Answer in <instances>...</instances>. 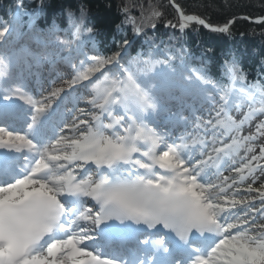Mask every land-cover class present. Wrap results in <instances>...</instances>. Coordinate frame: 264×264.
I'll return each mask as SVG.
<instances>
[{
    "label": "snow or ice",
    "instance_id": "snow-or-ice-1",
    "mask_svg": "<svg viewBox=\"0 0 264 264\" xmlns=\"http://www.w3.org/2000/svg\"><path fill=\"white\" fill-rule=\"evenodd\" d=\"M169 5L164 26L181 32L264 25ZM118 12L134 37L164 19L152 0ZM82 17L41 33L68 49L58 86L33 93L20 57L0 52V264H264V76L248 81L233 57L214 78L150 40L136 55L127 37L108 55L85 50Z\"/></svg>",
    "mask_w": 264,
    "mask_h": 264
},
{
    "label": "trees",
    "instance_id": "trees-1",
    "mask_svg": "<svg viewBox=\"0 0 264 264\" xmlns=\"http://www.w3.org/2000/svg\"><path fill=\"white\" fill-rule=\"evenodd\" d=\"M143 2L147 0H0V26L15 25V33L9 35L2 52L21 51L26 46L31 53L48 52L41 33L55 25L59 29L69 28L68 13L81 18L85 26L94 28V38L86 42L85 50L95 47L102 55H108L118 50L117 45L127 37L132 41L128 49L130 55L146 50L152 41L154 45L167 51L171 48L179 53L183 48L193 64L201 62L207 67L214 78H219L223 72V63L235 57L247 73L248 81L264 76V25L244 19H238L231 27V35L210 33L207 29L192 26L181 32L164 26V20L176 22V13L169 5V0H152L164 13V19L157 22L155 31L146 30L144 35L133 36L131 25L122 23L124 17L118 12V7L124 3ZM189 13H197L207 17L214 24H222L226 18L235 15L256 17L264 15V0H177ZM211 5V6H207ZM133 15H138L134 12ZM35 21L32 31H27V25ZM119 25V28L117 26ZM27 31V33H25ZM22 34V35H21ZM19 36V37H18ZM19 38V39H18ZM38 38L40 42H36ZM19 40L18 44H15ZM96 54L89 51V55ZM226 82V81H225Z\"/></svg>",
    "mask_w": 264,
    "mask_h": 264
},
{
    "label": "rangeland",
    "instance_id": "rangeland-1",
    "mask_svg": "<svg viewBox=\"0 0 264 264\" xmlns=\"http://www.w3.org/2000/svg\"><path fill=\"white\" fill-rule=\"evenodd\" d=\"M44 62V61H43ZM31 69L29 71H25V67L22 68V70L19 72L20 74H23L24 77H26L28 80H30L31 78L32 79H35L36 78V74H40L41 76H39V78L43 81V78L44 77H47V81L42 83L43 87L44 88H49L51 86H58L60 81H56V84L55 85H50L49 84V80L50 79H54L55 77V70H51V67L50 65H47V64H41L39 62H32L31 63ZM36 68V69H35ZM53 69V68H52ZM36 70V71H35ZM70 72V71H69ZM67 72V73H69ZM66 72H64L63 74H67ZM33 74V75H32ZM53 75V77L50 75ZM69 78L68 75H62V79H67ZM37 90V88H36ZM35 89H33V93H35L36 91ZM80 107H84L83 104H80L79 105ZM69 107H71V105H69Z\"/></svg>",
    "mask_w": 264,
    "mask_h": 264
}]
</instances>
